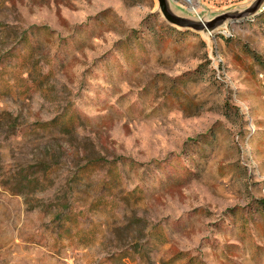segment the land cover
<instances>
[{"label":"rangeland","instance_id":"1","mask_svg":"<svg viewBox=\"0 0 264 264\" xmlns=\"http://www.w3.org/2000/svg\"><path fill=\"white\" fill-rule=\"evenodd\" d=\"M0 264H264V5L0 0Z\"/></svg>","mask_w":264,"mask_h":264},{"label":"water","instance_id":"2","mask_svg":"<svg viewBox=\"0 0 264 264\" xmlns=\"http://www.w3.org/2000/svg\"><path fill=\"white\" fill-rule=\"evenodd\" d=\"M160 9L162 10L165 19L172 25L182 28L192 27L197 32H204L206 29L213 31L226 21L235 22L236 20L247 19L256 14L264 5V0H257L253 7L247 11H237L234 14H221L214 20L206 21L196 19L195 17L185 18L178 14L171 0H159Z\"/></svg>","mask_w":264,"mask_h":264},{"label":"trees","instance_id":"3","mask_svg":"<svg viewBox=\"0 0 264 264\" xmlns=\"http://www.w3.org/2000/svg\"><path fill=\"white\" fill-rule=\"evenodd\" d=\"M52 126H55V122L50 123ZM73 125V119H70V121L66 124H62V131L64 132H69L70 128ZM53 164L47 163V161H40L38 165V169L36 172L31 171L30 169L26 170L23 172V174L20 177V183H19V192L20 193H25L28 191H36V186L41 184L49 175L51 166ZM38 174V175H37Z\"/></svg>","mask_w":264,"mask_h":264}]
</instances>
